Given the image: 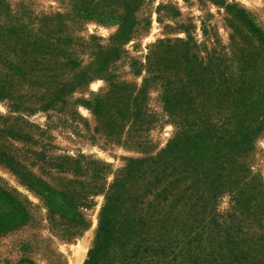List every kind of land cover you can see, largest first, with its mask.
Returning a JSON list of instances; mask_svg holds the SVG:
<instances>
[{
  "label": "rangeland",
  "instance_id": "374dc122",
  "mask_svg": "<svg viewBox=\"0 0 264 264\" xmlns=\"http://www.w3.org/2000/svg\"><path fill=\"white\" fill-rule=\"evenodd\" d=\"M0 90V146L38 179L0 162V264H85L129 158L99 264H264V129L218 192V145L174 147L264 121V0H0Z\"/></svg>",
  "mask_w": 264,
  "mask_h": 264
},
{
  "label": "trees",
  "instance_id": "16d2710c",
  "mask_svg": "<svg viewBox=\"0 0 264 264\" xmlns=\"http://www.w3.org/2000/svg\"><path fill=\"white\" fill-rule=\"evenodd\" d=\"M248 22V21H247ZM250 22V21H249ZM137 23L136 17L131 13V8L128 5V13L124 17L117 32V37L119 40L127 41L130 39L131 34L134 30V27ZM251 25V23H248ZM116 58V54L108 55L105 57L101 64H107L110 60ZM2 92L0 90V99L2 98ZM169 100H167L168 102ZM86 105H90L88 101L85 102ZM169 103V102H168ZM101 103L94 105L95 111L99 113ZM91 106V105H90ZM169 107V106H168ZM264 129V121L255 124V126L242 127L240 131L236 134H230L229 136L213 134L210 130H199L191 134H185L179 141L174 143V147L182 146L185 143H205L207 141H214L211 144H217L218 149L210 158L211 162L214 159V162L224 161L221 163L220 167H216L215 177L211 182V187L214 191L218 192L224 187L223 180L221 178L222 166H227L226 164L230 161V157L233 155H239L244 151V148L254 139L259 136V134ZM210 144V147L212 146ZM174 148L168 146L165 150L166 152H171ZM40 159L46 160L45 154H38ZM229 157V158H228ZM216 158V160H215ZM224 159V160H222ZM129 163L127 165V175L124 179H116L105 196V202L101 208L99 215V225H98V234L95 246L90 249L88 258L85 264H99L101 259L106 255L108 250L116 243L117 240L121 237V217L123 216L122 210L124 207V196L122 194V189L125 187L126 179L131 177L141 164H144L145 160H138L134 158L128 159ZM0 162L8 166L14 171L15 174L20 176L24 181H28L30 184L36 183L38 181L34 176H32L25 167L21 164L20 160L14 155L10 154L6 150H3L0 146ZM59 163V164H58ZM56 167H60V162H58ZM49 190V189H47ZM50 191V190H49ZM51 193V191L49 192ZM52 194V193H51ZM62 195V193L60 194ZM52 196H54L52 194ZM67 197V196H65ZM69 198V197H68ZM72 207L75 205L72 204ZM127 217H124V236L128 233L127 227Z\"/></svg>",
  "mask_w": 264,
  "mask_h": 264
}]
</instances>
